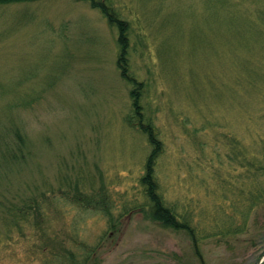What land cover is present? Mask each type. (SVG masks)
<instances>
[{"label": "rangeland", "instance_id": "rangeland-1", "mask_svg": "<svg viewBox=\"0 0 264 264\" xmlns=\"http://www.w3.org/2000/svg\"><path fill=\"white\" fill-rule=\"evenodd\" d=\"M106 2L164 144L160 193L198 245L147 212L118 29L87 2L20 1L0 6V218L39 200L43 222L0 220V264H62L64 246L86 264L264 263V0Z\"/></svg>", "mask_w": 264, "mask_h": 264}, {"label": "trees", "instance_id": "trees-1", "mask_svg": "<svg viewBox=\"0 0 264 264\" xmlns=\"http://www.w3.org/2000/svg\"><path fill=\"white\" fill-rule=\"evenodd\" d=\"M31 1V0H0V6L7 5L13 2ZM87 2L91 7L102 11L111 26L118 29V43L120 45V53L118 55V67L122 73V76L132 86L130 95L132 98V113L127 116L126 120L130 127L140 129L149 138V142L152 146L151 152L146 161L145 173L141 179V185L143 186L144 195L147 197L148 214L151 218L160 221L164 227L174 228L176 230H183L188 232L191 236L195 237L196 246L197 238L195 235V229L191 226L189 219L183 217L181 219L175 210L166 204L163 195L160 193V188L156 179V168L158 160L163 154L164 144L159 138V133L154 124L144 116V106L142 104V96L145 83L139 81L131 72L130 64V39H129V22L122 19L114 8H112L106 0H76ZM229 18H234L232 15ZM17 137L22 140V135L17 132ZM22 136V137H21ZM21 151V149H19ZM23 151V150H22ZM6 160H8L5 157ZM78 201L81 202V206L84 209H90L95 206V202L89 196H83L79 193ZM42 203L39 200L36 201H24L22 204H12L9 202V206L5 208L4 217L0 220L9 228L5 234L12 235L10 230H22L24 226L30 225L32 222L36 225L42 224ZM185 218V219H184ZM2 234L0 233V236ZM62 246V244H61ZM64 246V245H63ZM59 256L57 260L62 264H86L87 259L83 258L72 251L70 248H60ZM264 264V263H263Z\"/></svg>", "mask_w": 264, "mask_h": 264}]
</instances>
